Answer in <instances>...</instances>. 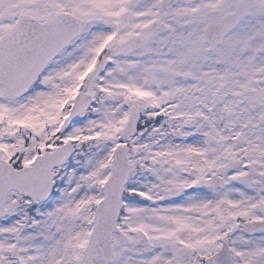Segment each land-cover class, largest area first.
<instances>
[{"label":"snow or ice","instance_id":"snow-or-ice-1","mask_svg":"<svg viewBox=\"0 0 264 264\" xmlns=\"http://www.w3.org/2000/svg\"><path fill=\"white\" fill-rule=\"evenodd\" d=\"M0 264H264V0H0Z\"/></svg>","mask_w":264,"mask_h":264}]
</instances>
